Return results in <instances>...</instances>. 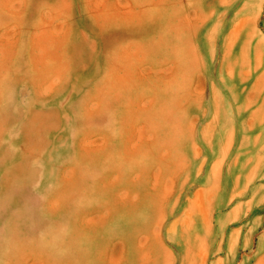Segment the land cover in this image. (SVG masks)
Returning <instances> with one entry per match:
<instances>
[{"label": "rangeland", "instance_id": "obj_1", "mask_svg": "<svg viewBox=\"0 0 264 264\" xmlns=\"http://www.w3.org/2000/svg\"><path fill=\"white\" fill-rule=\"evenodd\" d=\"M0 264H264V0H0Z\"/></svg>", "mask_w": 264, "mask_h": 264}]
</instances>
